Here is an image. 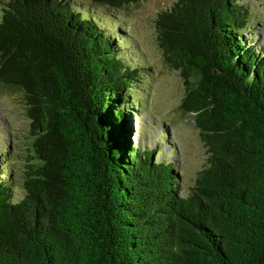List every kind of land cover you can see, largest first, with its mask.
<instances>
[{
  "label": "trees",
  "instance_id": "obj_1",
  "mask_svg": "<svg viewBox=\"0 0 264 264\" xmlns=\"http://www.w3.org/2000/svg\"><path fill=\"white\" fill-rule=\"evenodd\" d=\"M140 1L0 0V89L29 123L17 154L0 150V264H264V48L248 7L174 0L155 19L206 150L186 192L167 124L131 140L148 72L115 10Z\"/></svg>",
  "mask_w": 264,
  "mask_h": 264
},
{
  "label": "rangeland",
  "instance_id": "obj_2",
  "mask_svg": "<svg viewBox=\"0 0 264 264\" xmlns=\"http://www.w3.org/2000/svg\"><path fill=\"white\" fill-rule=\"evenodd\" d=\"M173 2L174 0H142L115 10V13L123 30L120 32L131 35V43L126 41L125 48L129 53L133 52L131 54L135 60L142 63L148 72L140 88V92L147 95L144 99L146 102L142 101V114L139 119L134 114L131 115V140L136 144L141 135L143 139L147 138L150 144H154L161 136L163 125L167 124L169 136L172 138L171 146H174L176 152L170 153L169 143L163 142L161 145L169 152L166 158L174 160L179 166L180 186L184 187L182 191L188 192L205 162L206 150L199 129L180 108L184 85L179 71L165 61L158 42L155 19L158 11L169 7ZM241 3L248 7L252 25L249 35L252 36V41L259 42L264 48V0H241ZM98 15L102 21L105 19L103 14ZM112 26L116 28V23H112ZM28 130L29 123L21 93L18 90L0 89V150L8 144L11 147L10 153L17 154L19 145L24 141L23 135ZM23 152L26 155V151ZM12 161H15L18 168L23 163L21 158H14ZM15 194L21 196L22 189L16 187Z\"/></svg>",
  "mask_w": 264,
  "mask_h": 264
}]
</instances>
